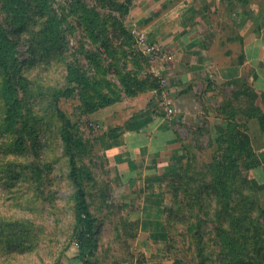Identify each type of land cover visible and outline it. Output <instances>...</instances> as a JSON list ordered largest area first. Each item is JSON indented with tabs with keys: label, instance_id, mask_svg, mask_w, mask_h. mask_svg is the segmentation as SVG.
<instances>
[{
	"label": "rangeland",
	"instance_id": "rangeland-1",
	"mask_svg": "<svg viewBox=\"0 0 264 264\" xmlns=\"http://www.w3.org/2000/svg\"><path fill=\"white\" fill-rule=\"evenodd\" d=\"M82 1L87 8L96 9L102 18L114 16L119 19L124 32L134 40L128 48L124 46L125 36L120 30H109V38L127 53L118 54V65L113 67V58L106 55L103 47L91 43L82 24V11L73 9L71 0H56L52 6V13L63 15L65 19L62 27L66 45L62 53L55 50L41 59L31 55L34 40L41 29L34 24V19L20 35L14 36L22 60L29 62L25 67L29 84L24 100L38 123L37 135L28 137L27 150L22 154L9 152L7 147L14 138L4 134L0 127V232L6 230L8 238L4 237L2 241L7 248L9 237L20 235L22 229L21 240L25 242L23 248L26 251L24 255H18L19 252L12 249L8 253L9 249L5 252L0 243V264H82V261L73 259L79 253L76 241L70 239L75 217L73 187L67 180L68 159L60 136L61 124L50 94L51 90L67 87V64L73 62L89 78L106 82L108 87L103 93L116 98L113 105L101 107L92 114L87 113L82 102L85 91L79 90L73 97L59 102L60 109L74 127L75 135L87 145L84 153L78 156L79 163L92 173L86 189L95 220L94 247L86 260L91 264H193L189 249L198 228V219L189 211L188 204L193 199L181 192L175 199L173 190L179 184L178 178L183 170L188 173L183 175V182L189 176H202L204 163L211 161L213 156L209 142L220 136L219 129L226 128L227 116L244 125L240 130L250 138L257 153L255 141L261 143L260 121L251 118L253 112L248 110L256 107L261 110V97L246 80L245 68L241 72L240 68L244 64L242 33L254 30L258 33L264 28V0L243 5L247 6L249 15L233 11L228 19H223L215 5L216 1L225 4L227 0H216L212 7L204 8L205 17L196 21L204 28L205 36L200 42L203 47L199 50V62L197 64L196 60L193 65L197 77L179 91V86L172 91L170 83L179 69L173 66L177 58L166 53L152 38L151 32L138 25L134 3L124 15L121 6L126 0ZM144 11L150 9L146 7ZM137 12H143L142 6ZM6 18L7 13L0 4V22L4 25ZM232 18L238 19L237 24L231 22ZM149 21L150 17L146 19V25ZM68 24L72 25V31ZM6 28L10 32L13 30L10 26ZM134 31L145 32L148 40L168 57L146 56L136 42ZM93 54L99 55L101 63L94 62ZM122 76L149 80L150 83L156 80L158 85L144 90L134 87L129 93L121 83ZM170 100L172 120L167 116L166 104ZM153 113L163 117L164 122L177 131L175 143H171L160 156H151L153 153L148 150H128L123 139L125 131L129 135L136 132L147 114ZM261 113L264 114L262 110ZM2 115L0 100V126ZM8 162L23 164L22 167L28 166L29 169L20 179L12 181L10 176L18 170L6 169ZM130 166L138 170L139 177L125 182L121 176ZM36 168L42 171L44 182L38 181ZM238 172L231 187L232 191L238 192L233 194L237 201L249 196L242 193V180L246 176L252 177L251 171L247 172L244 167ZM209 181V177L205 179L206 183ZM207 186H204L205 205L197 208L202 209L199 215L203 220L202 232L209 236L207 252H212L214 261L219 251L216 228L221 214L218 203L222 198ZM250 196L259 197L264 202V186L259 185L257 195L251 192ZM249 206L250 203H246V208ZM32 234L35 239L30 241Z\"/></svg>",
	"mask_w": 264,
	"mask_h": 264
},
{
	"label": "trees",
	"instance_id": "trees-1",
	"mask_svg": "<svg viewBox=\"0 0 264 264\" xmlns=\"http://www.w3.org/2000/svg\"><path fill=\"white\" fill-rule=\"evenodd\" d=\"M55 1L0 0V4L7 13L6 24L0 22V100L3 113L0 127L4 134H9L14 138L7 147L9 152L21 154L26 152L28 137L32 138L33 135H37L36 126L38 123L37 119L29 112L28 105L24 100L29 84L25 75V67L29 62L22 60L19 43L14 36L20 35L23 30L27 29L28 22L34 19V24H38L41 29L36 35V40H34L31 55L35 59L39 57L41 59L55 50L62 53L66 45L65 31L62 27L65 19L63 20V15L52 13V6ZM236 1L246 5L251 1L260 0ZM133 3L134 0H126V3L121 6L124 15L129 12ZM70 4H72L73 9H81L84 31L91 43L103 47L106 55L113 58L111 65L116 67L118 65L116 56L121 53L127 55V53L123 52V49L116 46L109 38V30H120L121 34L125 36L124 46L128 48H131L133 37L124 32L123 24L116 17L102 18L96 9L84 6L82 0H71ZM6 26H10L13 30L10 32ZM68 28L73 30L70 24H68ZM92 56L94 62L101 63L98 59L99 55L93 54ZM140 57L144 58L142 54ZM66 82V88L51 90L50 94L54 100V112L61 124L60 136L64 154L68 159L67 180L73 187L72 199L75 217L70 239L75 240L79 248L78 255L73 259L82 261V264H91L86 260V257L93 252V225L95 220L89 207L86 183L92 179V173L79 163L78 157L80 153H84L87 145L75 135L74 127L64 111L60 109L59 102L61 99L73 97L79 90L85 91L82 102L87 113L92 114L101 107L113 105L116 98L113 99L108 94L103 93L108 87L106 82H98L89 78L83 69L74 62L67 64ZM121 83L129 93L133 92L134 87L138 90H144L149 86L157 87L158 85L156 80L150 83L149 80L130 76H122ZM248 111L253 112L251 118L258 119L260 124L264 126V114L259 108L256 107L254 110L250 108ZM226 121H228L226 128L224 130L219 129L220 136L211 139L209 142L213 156L211 161L204 163L205 171H202V176H189L183 182V175H188L183 170L178 178L179 184L174 187L173 197L178 199V193L181 192L187 198L193 199L188 204L190 206L189 211L195 214L198 219L196 222L198 226L197 235L191 240L192 247L189 246V252L193 254V264H215L216 262V264H264V202L259 197L252 198L250 196L251 192L257 195L259 184L253 177L248 178L246 176L242 180L244 190L242 193H247L249 196L241 197L238 201L233 195L234 193L237 195L238 192L231 190L232 180L239 175L238 171L244 167L247 172H250L259 166V161L250 138L240 130V127H244V125H239L229 116L226 117ZM175 134L177 135V131ZM5 166L12 172L18 170L14 172L13 176H10L12 181L20 179L23 173L29 169L28 166L22 167L23 164L9 162ZM36 171L38 181L44 182L42 171L38 168ZM208 177L210 181L206 183L205 179ZM205 184L208 185L210 191L214 192L213 194L222 198V201L218 203L221 206V214L217 219L218 227L216 228L219 251L214 261L211 259L212 252H207L209 246L206 244V240L209 236L202 232L203 220L199 217L202 209L197 208L204 204ZM242 193L240 194L242 195ZM248 202L250 206L246 208ZM5 231L0 232V243L5 252L8 248V253L14 251L19 252L18 255H24L26 251L23 248L25 242L21 240L22 229H20V235L9 237L7 248L2 241L4 237L8 238ZM29 239L33 241L35 236L32 234Z\"/></svg>",
	"mask_w": 264,
	"mask_h": 264
},
{
	"label": "crops",
	"instance_id": "crops-1",
	"mask_svg": "<svg viewBox=\"0 0 264 264\" xmlns=\"http://www.w3.org/2000/svg\"><path fill=\"white\" fill-rule=\"evenodd\" d=\"M214 1L216 0L134 1L138 25L142 29L150 31L152 38L166 53L174 54L177 58V62L173 66L179 69L176 70L173 76V82L170 81L172 91L175 90L176 86H179L178 91L180 87H188L197 77V71L193 68V65L196 64V60L197 64L199 62V50L203 47L200 46V42L205 40V36L204 28L196 21L202 16L205 17L204 8L212 7ZM225 2V4L215 2L216 7L222 13L223 19L230 16V12L233 11L238 14L245 13V15H249L250 11L246 10L247 6H243L236 0ZM141 6L143 12L140 14L137 10H140ZM146 7L150 9V14L144 11ZM148 17L151 18V21L146 25ZM231 22L237 24L238 19L232 18ZM242 40L244 42L242 49L244 64L241 67L242 69L240 68V72L245 68L246 80L249 81L254 91L260 94V107L264 113V28L258 33H255V30L242 33ZM237 68L239 67L237 66ZM174 84L176 85L173 86ZM147 115L148 117L137 127L136 132H131L129 135V132L125 131L123 139L126 141L127 149L148 150V152L153 153L151 156H160L171 146V143H175V130L164 122L163 117L154 113ZM258 130L261 133V143L257 140L255 146L257 147L256 154L260 163L257 168L251 171V175L260 186H264V126L259 124ZM127 152H130L131 156L133 155V152ZM121 177L123 181L128 182L139 177L138 170L130 166Z\"/></svg>",
	"mask_w": 264,
	"mask_h": 264
},
{
	"label": "built area",
	"instance_id": "built-area-1",
	"mask_svg": "<svg viewBox=\"0 0 264 264\" xmlns=\"http://www.w3.org/2000/svg\"><path fill=\"white\" fill-rule=\"evenodd\" d=\"M136 35V42L138 43L139 47L142 49V51L144 52V54L148 57L154 58V57H158L159 55H163L164 57H168L167 54H163L162 50L159 49L157 46H155L152 42H150L148 40V36L146 35L145 32L142 31H134L133 32ZM172 57V56H171ZM172 105V101L170 100V102H167L166 106H167V116L169 118V120H172V114H173V110L170 107Z\"/></svg>",
	"mask_w": 264,
	"mask_h": 264
}]
</instances>
